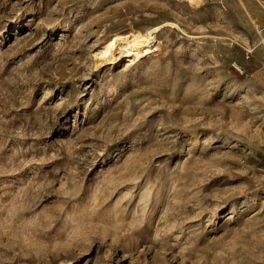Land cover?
Instances as JSON below:
<instances>
[{
  "label": "rangeland",
  "instance_id": "1",
  "mask_svg": "<svg viewBox=\"0 0 264 264\" xmlns=\"http://www.w3.org/2000/svg\"><path fill=\"white\" fill-rule=\"evenodd\" d=\"M260 27L264 0H0V264H264Z\"/></svg>",
  "mask_w": 264,
  "mask_h": 264
},
{
  "label": "bare ground",
  "instance_id": "2",
  "mask_svg": "<svg viewBox=\"0 0 264 264\" xmlns=\"http://www.w3.org/2000/svg\"><path fill=\"white\" fill-rule=\"evenodd\" d=\"M162 26L163 24L155 25L146 32L132 31L131 33L120 34L108 39L97 59L99 58L100 63L105 65H113L120 60L132 63L143 59L157 46L152 44V42H156L154 34L159 33ZM258 34H260L259 30ZM260 37L262 42L261 34Z\"/></svg>",
  "mask_w": 264,
  "mask_h": 264
},
{
  "label": "built area",
  "instance_id": "3",
  "mask_svg": "<svg viewBox=\"0 0 264 264\" xmlns=\"http://www.w3.org/2000/svg\"><path fill=\"white\" fill-rule=\"evenodd\" d=\"M174 1H179V0H174ZM259 33L262 35V43L264 45V27L259 28Z\"/></svg>",
  "mask_w": 264,
  "mask_h": 264
}]
</instances>
